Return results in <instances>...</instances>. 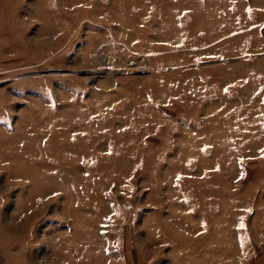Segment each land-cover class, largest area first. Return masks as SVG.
<instances>
[{
	"label": "rangeland",
	"instance_id": "1",
	"mask_svg": "<svg viewBox=\"0 0 264 264\" xmlns=\"http://www.w3.org/2000/svg\"><path fill=\"white\" fill-rule=\"evenodd\" d=\"M0 264H264V0H0Z\"/></svg>",
	"mask_w": 264,
	"mask_h": 264
}]
</instances>
